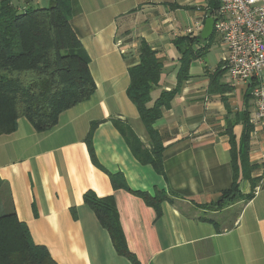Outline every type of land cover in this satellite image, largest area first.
Listing matches in <instances>:
<instances>
[{"label":"crops","instance_id":"obj_1","mask_svg":"<svg viewBox=\"0 0 264 264\" xmlns=\"http://www.w3.org/2000/svg\"><path fill=\"white\" fill-rule=\"evenodd\" d=\"M52 1L11 0L18 9ZM210 5L211 0H72L70 24L89 57L94 94L60 113L49 131L37 132L20 117L13 132L0 135V212L12 209L57 264H132L116 252L84 203L87 191L113 197L126 246L139 264H264V128L251 121L255 103L245 83H233L223 72L210 89L225 56L216 36L188 43L200 35ZM178 38L184 40L176 44ZM141 40L163 63L149 105L176 87L188 45L200 53L153 124L163 147L162 173L136 157L122 133L129 128L151 154L144 124L126 95L128 68L139 63ZM213 47L218 53L210 65L206 57ZM228 128L237 160L247 136V160L255 166L250 177L258 181L253 189L247 179L240 181L241 192L252 193L249 200L230 205L226 214L203 215L196 204L216 202L232 181ZM136 191L172 201L155 207ZM219 214L218 226L201 219Z\"/></svg>","mask_w":264,"mask_h":264},{"label":"trees","instance_id":"obj_2","mask_svg":"<svg viewBox=\"0 0 264 264\" xmlns=\"http://www.w3.org/2000/svg\"><path fill=\"white\" fill-rule=\"evenodd\" d=\"M71 2L72 0H54L47 7L30 5L18 9L11 0H0V135L13 132L20 117L26 118L37 132L49 131L58 123L60 113L88 100L94 94L96 85L89 70V57L70 24ZM210 6L208 17L217 9L218 0H211ZM214 37L213 31L207 41L212 42ZM192 39L197 42L205 41L200 35H195L189 38L188 43ZM183 40L184 38H178L175 43ZM198 52H192V47L188 45L185 53L189 56L179 69L176 87L161 91L151 105L150 93L158 84L162 60L144 40H141L139 63L128 68L129 84L126 95L136 107L144 124L152 144L151 154L142 151L141 143L129 128H123L122 133L133 154L148 160L160 173L163 172V147L153 124L180 91L187 76L189 61L199 57ZM223 72L225 71L221 63L216 73L210 77L211 90L214 89L218 75ZM246 89V94L251 97L250 86ZM248 121L246 120V132L250 129ZM94 126L95 123H92L91 130ZM91 130L88 138L91 136ZM228 134L231 143L232 181L230 186L221 192L216 202L196 204L203 215L208 212L226 214L222 211L230 205L239 200H249L252 193H242L240 181L247 179L251 189L258 181L250 177V172L255 166L247 160V136L244 134L242 138L237 160L236 144L230 128ZM88 148L92 153L89 143ZM123 187L129 189L126 185ZM136 193L155 207L164 200L172 201L161 193L153 197L145 192ZM83 200L93 210L100 225L108 231L116 252L127 257L132 264H139L126 246L113 197H98L94 192L87 191ZM203 215L201 219L218 226L217 219ZM0 264L57 263L45 246L34 243L26 224L21 222L11 209L0 212Z\"/></svg>","mask_w":264,"mask_h":264},{"label":"built area","instance_id":"obj_3","mask_svg":"<svg viewBox=\"0 0 264 264\" xmlns=\"http://www.w3.org/2000/svg\"><path fill=\"white\" fill-rule=\"evenodd\" d=\"M211 17L225 52L224 73L231 82L250 86L255 103L251 121L264 128V0H218Z\"/></svg>","mask_w":264,"mask_h":264},{"label":"water","instance_id":"obj_4","mask_svg":"<svg viewBox=\"0 0 264 264\" xmlns=\"http://www.w3.org/2000/svg\"><path fill=\"white\" fill-rule=\"evenodd\" d=\"M214 19L212 17H207L204 21L203 27L200 32V37L202 40H207L213 33Z\"/></svg>","mask_w":264,"mask_h":264},{"label":"rangeland","instance_id":"obj_5","mask_svg":"<svg viewBox=\"0 0 264 264\" xmlns=\"http://www.w3.org/2000/svg\"><path fill=\"white\" fill-rule=\"evenodd\" d=\"M216 46L218 45L217 43H215ZM218 47H213L212 50L210 51V53L207 55L206 57V61H208V63H210V65L214 64L216 61V57H217V53H218ZM213 217H215V219L219 220L222 217H220V215H213Z\"/></svg>","mask_w":264,"mask_h":264}]
</instances>
